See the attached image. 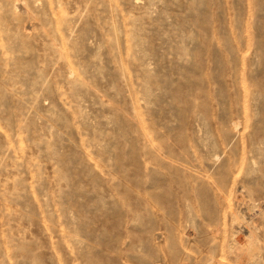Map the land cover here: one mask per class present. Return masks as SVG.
<instances>
[{"label":"rangeland","instance_id":"obj_1","mask_svg":"<svg viewBox=\"0 0 264 264\" xmlns=\"http://www.w3.org/2000/svg\"><path fill=\"white\" fill-rule=\"evenodd\" d=\"M0 264H264V0H0Z\"/></svg>","mask_w":264,"mask_h":264}]
</instances>
